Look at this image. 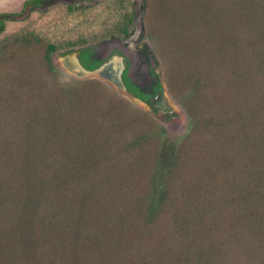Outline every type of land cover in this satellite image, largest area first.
<instances>
[{"label":"trees","instance_id":"trees-1","mask_svg":"<svg viewBox=\"0 0 264 264\" xmlns=\"http://www.w3.org/2000/svg\"><path fill=\"white\" fill-rule=\"evenodd\" d=\"M249 2L196 0L171 11L160 42L145 35L158 66L169 55L168 86L188 115L178 135L159 120L176 115L166 100L144 110L98 79L49 89L27 53L18 75L7 71L0 264H264V0ZM133 26L127 14L112 35ZM12 43L44 45L54 77L55 54L101 64L75 41Z\"/></svg>","mask_w":264,"mask_h":264},{"label":"rangeland","instance_id":"rangeland-1","mask_svg":"<svg viewBox=\"0 0 264 264\" xmlns=\"http://www.w3.org/2000/svg\"><path fill=\"white\" fill-rule=\"evenodd\" d=\"M26 1L28 0H0V14L8 13L16 15L13 18H6L5 30L0 32V59L5 57V61L2 60L0 62V81L3 84L2 89L5 97L9 94L6 89L8 87L10 89L11 87V84L8 83L5 77L7 71L11 70L10 73H13L12 75H18L21 68L20 60L27 54V57L29 56L31 58L28 61V67L38 69L39 73L42 72L43 75L41 80L43 81V85L49 89L66 84L71 78L89 79L77 75L76 70H78V68L69 63L70 59L68 58L76 55L75 51L65 55L55 54L53 59L56 65L61 69V73L56 77L46 74L45 71H43L44 69H41L42 65L39 61V56L45 49L44 45L32 44L27 46L12 43L7 48L4 44L11 42L15 36L31 35L32 38L38 37L42 39L44 43L53 42L56 44H65L69 41H75L78 47L92 44L99 45L102 41L111 38L112 32L114 30L116 31L117 26L124 23L127 14H133L137 9L136 0H87L84 4H80L75 10L70 11L66 2H79L81 0H57L55 3H46L36 10L28 12V9L25 10L24 8ZM210 1L216 3L217 0ZM147 2L148 6L144 15L145 34L139 45L145 48L147 44L151 49H154L153 40L156 41L157 39L160 42V37L166 32L165 21H168L166 18H171V11L184 10L190 2L195 3L196 0H173L174 4L170 3L169 0L168 4H165L163 0H158V2L157 0H147ZM246 3L249 6V0H246ZM167 8L169 10L166 11ZM177 14L178 16L181 15L179 13ZM175 17H177V15H175ZM147 32L153 34L155 39L152 38L153 40L151 41L149 37H146L145 35ZM158 47L160 48L161 44ZM12 54H15V59H10ZM156 55L158 57V53ZM114 56L118 55L115 54ZM168 56L169 55L165 53L164 58L158 57L161 62V65L158 66V71L161 73L164 81V99L172 107L176 115L169 120L163 119L161 115H158V117L167 127L171 135H178L186 130L188 115L183 105L168 86L166 79V66L168 65L166 61L169 59ZM6 57L9 58L6 60ZM94 79L102 81L120 93L119 89H116V87L109 83L106 77L99 76ZM22 99L23 98L20 100ZM10 102L12 103L9 98L4 104H9ZM136 106L141 108L139 105ZM2 108H0L2 114L5 113L3 115L6 117L9 116L10 109H8V107L7 109ZM148 111H150V109ZM4 128L7 129L8 126L5 124ZM233 262L239 263L241 260L235 259Z\"/></svg>","mask_w":264,"mask_h":264},{"label":"flooded vegetation","instance_id":"flooded-vegetation-1","mask_svg":"<svg viewBox=\"0 0 264 264\" xmlns=\"http://www.w3.org/2000/svg\"><path fill=\"white\" fill-rule=\"evenodd\" d=\"M25 3V10L28 9V12L34 11L42 6H44L46 3H55L57 0H28ZM54 1V2H52ZM64 1V0H59ZM87 0H81L79 2L75 1H68L67 7L69 5H76L79 6L80 4H84ZM49 4V5H50ZM9 16V15H8ZM7 15H0V25L2 21H6ZM118 37L121 39H125L123 37H120L119 35H112L110 39ZM127 38V37H126ZM109 40V39H106ZM102 41L99 45H87L85 47H82L83 49H86L89 46V51L86 53V56H90L91 60L94 62H101L100 65L108 62L115 54L122 57L123 62V69L121 72V81L126 87L127 91L131 93L132 95L142 99L145 101L149 107L150 110H152V106L150 102H152L155 106L160 107L159 100L164 99V81L161 76V73L158 71V65L156 64L154 58L151 56V54L146 50V48L140 47L139 43L136 47V54H132L130 51L127 52L126 48L128 46L121 47L120 45H109L106 44V46H103L104 48L102 50H99V47L103 45V43L106 41ZM77 58L79 59V62L84 66V63L81 60V50H76ZM85 67V66H84ZM86 68V67H85ZM126 77L128 78L129 82L136 88H138L140 91H142V94L146 96L148 99L141 98L140 96H137L135 94V91L129 88V82L127 81ZM161 85L162 89H159L158 86Z\"/></svg>","mask_w":264,"mask_h":264},{"label":"water","instance_id":"water-1","mask_svg":"<svg viewBox=\"0 0 264 264\" xmlns=\"http://www.w3.org/2000/svg\"><path fill=\"white\" fill-rule=\"evenodd\" d=\"M136 3L137 9L134 12V30L132 34L125 39L114 37L112 39L106 40L103 45L99 47V50H102L104 48L103 46H106V44H108V46H113L116 44L120 45L121 47L128 46V48H126L127 52L130 51L132 54L137 55L136 47L145 34L144 15L146 12V0H136ZM15 16V14H10L8 17L13 18ZM68 59H70L69 63L71 65L78 68V70H76V74L80 77L89 79L98 78L99 76L106 77L109 83L116 87V89H119L122 96L135 103L136 105H139L143 109H150L149 105L145 101L129 93L122 83L121 72L123 69V62L121 56H113L108 62L100 65L93 70L85 68L79 62L77 55H74L73 57H70Z\"/></svg>","mask_w":264,"mask_h":264}]
</instances>
